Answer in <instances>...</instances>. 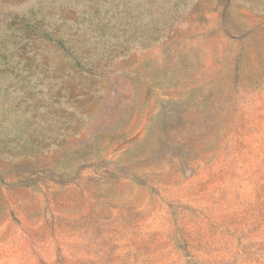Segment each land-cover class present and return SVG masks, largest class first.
Wrapping results in <instances>:
<instances>
[{
	"label": "rangeland",
	"instance_id": "1",
	"mask_svg": "<svg viewBox=\"0 0 264 264\" xmlns=\"http://www.w3.org/2000/svg\"><path fill=\"white\" fill-rule=\"evenodd\" d=\"M0 264H264V0H0Z\"/></svg>",
	"mask_w": 264,
	"mask_h": 264
}]
</instances>
